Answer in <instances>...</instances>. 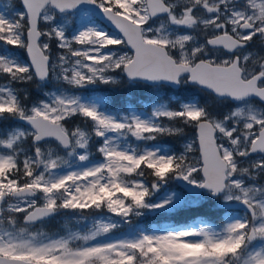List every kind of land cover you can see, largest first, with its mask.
Wrapping results in <instances>:
<instances>
[{"label":"snow or ice","instance_id":"1","mask_svg":"<svg viewBox=\"0 0 264 264\" xmlns=\"http://www.w3.org/2000/svg\"><path fill=\"white\" fill-rule=\"evenodd\" d=\"M205 201L220 224L133 223ZM0 264H264V0L0 2Z\"/></svg>","mask_w":264,"mask_h":264},{"label":"trees","instance_id":"2","mask_svg":"<svg viewBox=\"0 0 264 264\" xmlns=\"http://www.w3.org/2000/svg\"><path fill=\"white\" fill-rule=\"evenodd\" d=\"M0 2H7V0H0ZM93 91L106 99L111 111L123 112L125 108L129 107V105L141 108L142 103H153L151 93L141 91L133 85H128L119 89H113L110 86L100 85L94 87ZM171 95L172 93L168 94V96ZM158 142L164 144L165 147H168L171 150H179V146L177 147V144L180 143V140L176 138L162 137ZM170 182L173 184L172 181ZM206 204L207 202L201 205L181 208L171 216H164L165 218L150 217L145 222V227H150L152 223L161 224L164 221H170L172 223L188 222L200 217L204 220H209L214 226L220 224L222 222L224 212L220 211L219 215L212 214L209 212ZM197 209H199V211H197Z\"/></svg>","mask_w":264,"mask_h":264},{"label":"rangeland","instance_id":"3","mask_svg":"<svg viewBox=\"0 0 264 264\" xmlns=\"http://www.w3.org/2000/svg\"><path fill=\"white\" fill-rule=\"evenodd\" d=\"M97 86H100V85H97ZM97 86H89L87 89L78 90V92H79V94L84 95L86 97L87 96H98V95H92L91 93L88 94L89 91H93V88L97 87ZM102 86H104V85H102ZM86 94H88V95H86ZM146 105H147V103H142V106H146ZM147 108H149L148 105H147ZM189 138H190V134H189ZM184 142H185L184 140H180V143L177 144V147L179 146V150H182ZM166 148H168V147H166ZM93 154L95 155V151L93 152ZM172 183L173 184H171V182H169L167 185L162 186L160 192L156 193V195L154 196V199L163 198L165 195L170 194L172 192H182L179 189H176V185L173 181H172ZM205 202H202L201 204H203ZM201 204H193V205H189L187 207L194 206V205H201ZM182 208H186V207H182ZM179 209H181V208H178V209L171 211V212H168V211L149 212V213H146V215L143 217L135 218L133 223L139 224L141 227H145V222L150 217L165 218L164 216H166V217L171 216L172 214H175L177 212V210H179ZM113 219H117V218L113 217ZM65 220H66L65 217L58 216L55 220L51 221L50 223H48L46 225V230H48L49 232L60 231ZM201 220H202L201 218H196L194 220H191L188 222H182V223H172L170 221H164L161 224L152 223V225L150 227H145V228H151L153 226H159V227H186L187 226V227H191V226L197 225ZM126 231H127V226H123L114 235L120 236L121 233L126 232Z\"/></svg>","mask_w":264,"mask_h":264},{"label":"water","instance_id":"4","mask_svg":"<svg viewBox=\"0 0 264 264\" xmlns=\"http://www.w3.org/2000/svg\"><path fill=\"white\" fill-rule=\"evenodd\" d=\"M110 30H111V29H110ZM175 182L177 183V185H178L179 187L183 188L186 192L188 191V189L185 187V182H183V181H176V180H175ZM195 191L199 192V191H201V190L196 189Z\"/></svg>","mask_w":264,"mask_h":264}]
</instances>
